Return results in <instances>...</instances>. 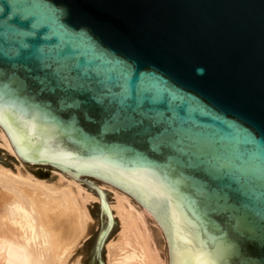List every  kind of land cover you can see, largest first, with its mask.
Masks as SVG:
<instances>
[{"label": "water", "instance_id": "1", "mask_svg": "<svg viewBox=\"0 0 264 264\" xmlns=\"http://www.w3.org/2000/svg\"><path fill=\"white\" fill-rule=\"evenodd\" d=\"M0 126L131 196L169 264H264V0H0Z\"/></svg>", "mask_w": 264, "mask_h": 264}, {"label": "bare ground", "instance_id": "2", "mask_svg": "<svg viewBox=\"0 0 264 264\" xmlns=\"http://www.w3.org/2000/svg\"><path fill=\"white\" fill-rule=\"evenodd\" d=\"M0 145L14 155L12 158L20 165L49 167L23 162L1 126ZM50 168L57 171L56 183L52 185L19 171L13 174L0 166V205L3 207L0 225L7 227L0 230V264H67L73 248L87 235L91 226L88 203L97 201L101 210L98 193L90 194L78 184L84 183L82 176L74 180L55 167ZM62 181L66 184L60 186L58 183ZM89 182L91 186H88L95 187L92 181ZM102 188L97 190L108 207L111 224L109 226L107 214L101 211L107 230L100 234V245L114 224V216L119 224L117 241L104 245L106 263L169 264L168 248L166 256L162 257L156 243V237L166 238L150 213L114 186V201L108 203ZM146 214L153 220L147 219L150 217ZM148 220L156 227L155 233L150 229Z\"/></svg>", "mask_w": 264, "mask_h": 264}, {"label": "rangeland", "instance_id": "3", "mask_svg": "<svg viewBox=\"0 0 264 264\" xmlns=\"http://www.w3.org/2000/svg\"><path fill=\"white\" fill-rule=\"evenodd\" d=\"M14 155L9 153L4 147L0 145V166L5 168L6 170H9L13 174H15L17 171H19L21 174H28L32 176L34 179L44 181L48 185H52V183H56L55 176L57 171L52 170L50 167L45 166H28V165H20V162L12 158ZM54 171V172H53ZM82 179H88L92 181L95 184V187L97 189L101 186H103L102 191L106 197V200L108 203H113L114 197H113V189L112 186L108 183H105L99 179L93 178V177H86L82 176ZM60 186L65 185L66 183L64 181L58 183ZM81 188H83L86 192H89L90 194L96 195L97 192L94 188L86 185L85 183L79 182ZM111 186V187H110ZM111 189V190H110ZM2 206L0 205V214L2 213ZM88 211L91 217V226L89 228V231L87 232V235L76 245L73 250L72 254L68 258L67 264H98L96 261V246L99 244V237L100 234L104 233L107 230L105 217L101 215L100 209L98 206V202L93 200L88 203ZM146 217L149 220H153V218L150 215L146 214ZM148 220V225L152 231H156V227L154 224ZM5 225H0V230H6ZM119 233V224L114 216V224L112 225L111 229L108 231L106 237L104 238L103 242L101 243L99 247L98 253L100 254L99 262L102 264L106 263V252L104 245L110 243V242H116V236ZM157 240V246L160 248V254L161 256H166L165 253L167 252V242L166 239L163 240L161 237H156ZM98 241V243H97ZM162 249V251H161ZM166 251V252H165Z\"/></svg>", "mask_w": 264, "mask_h": 264}]
</instances>
